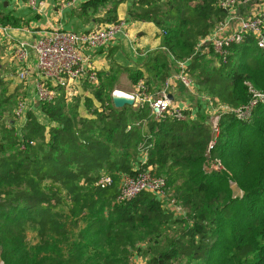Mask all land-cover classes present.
<instances>
[{"label": "trees", "instance_id": "16d2710c", "mask_svg": "<svg viewBox=\"0 0 264 264\" xmlns=\"http://www.w3.org/2000/svg\"><path fill=\"white\" fill-rule=\"evenodd\" d=\"M124 1L129 3L127 20L154 23L160 43L139 64L113 61L107 70L96 71L97 81L84 78L92 94L83 100L89 115L79 112L80 94L68 99L58 89L53 99L37 102L48 125L27 105L18 125L17 104L12 106L19 92L6 94V81L0 78V259L3 264H85L80 259L84 248L97 251L105 240L113 249L126 250L142 238L147 246L135 248L144 264H229L232 259L264 264V213H245L264 197V101L253 107L249 119L234 113L251 98V88L264 91V48L251 35L238 42L239 56L238 43L229 46L225 58L209 44L200 45L228 15L218 0H86L77 12L83 17L106 7L95 20L112 23L119 21L117 7ZM205 47L219 59L210 69L203 65ZM175 60L187 61L193 82L190 70L207 95L205 101L188 92L192 117H156L147 100L119 107L112 103L120 74L132 83L143 79L147 93L160 88L159 93L177 68ZM211 102L225 106L216 112V137L206 111ZM243 130L248 131L246 142ZM142 150L144 161L138 156ZM216 159L225 168H214ZM148 165L164 175L168 191L182 206L180 215L151 191L116 199L122 173ZM102 174L112 177L109 185L95 183ZM230 179L242 196L232 195ZM238 203L242 209H236ZM80 217L88 226H67ZM27 224L36 228L44 249L50 236L69 247L29 254ZM71 236L77 240L68 243Z\"/></svg>", "mask_w": 264, "mask_h": 264}, {"label": "built area", "instance_id": "2783aa9c", "mask_svg": "<svg viewBox=\"0 0 264 264\" xmlns=\"http://www.w3.org/2000/svg\"><path fill=\"white\" fill-rule=\"evenodd\" d=\"M33 8L39 7L41 0H25ZM80 0H68V4L73 5ZM220 6L228 9V15L223 23L205 36L200 45L209 44L211 48L221 57L225 58L229 46L232 43L240 42L244 36L251 35L255 44L264 48V8L249 9L250 0H218ZM242 4L243 11H237ZM234 18L236 25L232 31H228V21ZM4 28V27H2ZM125 23L122 20L106 24L102 27L70 30L62 27H52L43 30L42 33L33 41L17 40L13 46V56L18 62L27 59L30 52L35 57V63L38 70V78L35 83L34 93L37 100L48 101L54 98L58 93V88L66 86L71 80L88 77L92 81H97L96 70L90 67V57L85 52L86 48H98L107 45L113 41L119 33H125ZM179 69L172 72L164 79V86L155 97H150L145 91L143 79H139L131 93L124 92L123 95L133 96L134 102L147 100L151 113L156 117H161L165 113L174 115L178 119H187L192 117L193 110L188 109V104H179L172 101L170 88L174 82H179L182 86L192 89L194 82L189 72L186 70L187 61L177 60ZM20 78L26 75L25 69L18 72ZM47 80H51L56 86H48ZM118 89H113L117 93ZM122 91V90H121ZM252 96L247 103L237 111H249L258 102L264 101V91L251 88ZM206 101V96L202 97ZM220 108L225 106L218 105ZM26 107L25 100L19 101L15 107V114L20 117ZM187 109V110H186ZM216 116L212 120V127L215 133H218V124ZM213 140L210 142V146ZM144 158L146 153L142 150ZM216 162V160H215ZM214 162V163H215ZM217 164V163H216ZM112 182L109 174H102L95 181L100 186H107ZM141 191H151L164 206H172L175 212H183L181 204L171 195L166 186L164 175L157 174L151 166L139 167L133 173H122L118 185L117 200L124 201L133 198Z\"/></svg>", "mask_w": 264, "mask_h": 264}, {"label": "crops", "instance_id": "0c3cea01", "mask_svg": "<svg viewBox=\"0 0 264 264\" xmlns=\"http://www.w3.org/2000/svg\"><path fill=\"white\" fill-rule=\"evenodd\" d=\"M84 1L86 0H80L70 5L68 0H41L39 7L33 8L25 0H0V78L6 81V94L17 91L23 95L31 96L32 101L36 102L34 87L38 78V70L35 57L30 52L25 61L18 62L13 56V46L17 40L31 42L43 30L52 27L84 30L95 29L109 24L108 22L95 20L96 16L104 14L106 7H102L94 13L89 11L85 16L80 17L77 8ZM128 4V1H124L117 7L118 20L124 21L126 32L117 34L114 40L105 47L85 49V52L90 57L89 65L96 71L107 70L113 61L122 65L139 64L150 50L159 46L160 38L156 36L158 27L150 21L127 20ZM259 7L260 4L255 2V0L249 5L251 10H257ZM242 8L244 7L242 6ZM242 8L238 7L237 11H243ZM132 31L140 39L137 40L136 44L139 45L137 47L133 46L130 38ZM109 53H111V57L110 55L108 56ZM174 62L176 65L177 61L175 60ZM12 69H14L16 74L12 73ZM20 69H25L26 75L24 78H20L18 75ZM119 76L120 78L125 76L128 80L127 75L124 73ZM84 78L71 80L66 86L58 89L60 91L63 90L68 99L77 93L89 94L92 97L90 91L84 88ZM51 84L53 86L54 83L52 82ZM172 88L174 87L170 88L172 101L181 105L185 104L184 102L186 101L175 99L177 92H174L175 90ZM133 89L132 85V88L127 91L132 92ZM59 90L57 91L58 93L60 92ZM82 102L83 100L81 99ZM94 102L98 104L95 99ZM18 118L16 119V124L21 125L25 118L23 115ZM140 158H144V155L142 154Z\"/></svg>", "mask_w": 264, "mask_h": 264}, {"label": "rangeland", "instance_id": "374dc122", "mask_svg": "<svg viewBox=\"0 0 264 264\" xmlns=\"http://www.w3.org/2000/svg\"><path fill=\"white\" fill-rule=\"evenodd\" d=\"M250 1H251V3H249V5L252 4L254 0H250ZM255 2L260 4L259 10L264 8V0H255ZM249 5H247V7ZM239 6H240V8H242V4L241 3H240ZM235 25H236V20L234 18L230 19L228 21L227 30L228 31H232L234 29ZM130 38H131V41H132V44H133L134 47L139 46L136 43H137V40H140V39H139V37H137V35L133 31H132V34H131ZM241 47L242 46H240L239 43L235 47V49L239 48L237 56H239ZM205 49H206V47H205ZM206 51H207L206 52L207 54H206V57L203 59V62H204L203 65H204L205 68L210 69L211 66L218 64V60L219 59H218V56H216V54L212 50H210L209 48H207ZM257 55H259V53ZM173 65H174L175 68L177 67L176 70L173 71V72H176L179 69V65H178V63H176V65H175V62H174ZM190 72L193 73V77H194V87L192 88V92L190 90H188V91L185 90L184 87L182 85H180L179 82H174V84H173L174 88H172V89L175 90L174 92H177V94L175 96L176 97L175 99L176 100H180V101L184 100V101H186V102H184L185 104H188V99L192 100L191 95L189 93H191V94L194 93V95H197L198 97L199 96L202 97L203 95H206V92L201 90L202 88L199 86L198 82H196L197 81L196 80V73H195L196 71H193V70L191 71L190 70ZM12 73L16 74L14 69H12ZM132 85L134 87L135 83L132 84V82L129 79L127 80L125 78V76H123L121 78L119 76L118 79H116V81H115L114 89L116 88V89H119V91L122 90L124 92L131 93V91H127V90L131 89ZM175 85H177L176 88H175ZM159 89L160 88L154 89L153 91H150L148 93V95L150 97H155L156 95H158L157 93H158ZM77 94H79V93H77ZM77 94H75L74 96H76ZM86 95H89V94L81 93L80 94L81 99L84 100ZM21 99L25 100L27 108L30 107L31 110L36 114L37 118L41 122H43L44 124L48 125V119L46 118V116L41 111L39 103H37L38 100L36 99V102H33L31 96H27L26 94L23 95L21 93H18L16 95V97L14 98V102L15 103L13 104L12 108ZM206 101H207V99H206ZM208 103H209V101H208ZM219 110H220L219 106L214 104V103H212V102L209 105L206 106V111H207V114H208L209 119H210L211 122L216 116H218L216 112H218ZM252 111H253V107H251L250 110L247 111V112L246 111H237L235 114H236V116L239 119L244 120V119L251 118ZM79 112L82 115L89 114L88 110L86 109V106L84 105V102L80 103ZM16 119H19V118L17 117ZM142 129L146 130V125L145 124H143ZM243 134H244V138H246V140L244 142H246L249 139L248 131L247 130H243ZM216 136H217V133H215V137ZM236 137H239V136H236ZM214 141H215V138H213V142ZM142 154L143 153L140 152V154L138 156L140 157ZM212 166L214 168H225L224 164H222V162L219 159H216L215 163L213 161L212 162ZM229 182H230V186H231V190H232L231 191L232 195L233 196H238V197L242 196L243 190L236 184V182L232 181L231 179L229 180ZM118 185H119V183L117 184V186ZM262 198H263L262 199V204H259V205L253 204L250 207H246L245 213L249 214V215H251L253 213H262V211L264 213V197H262ZM242 205H244V204L238 203L236 205V209L237 210L242 209L243 208ZM167 208L169 210H171V212L173 214L174 213L176 215H180L181 214V212L173 211V207L172 206H167ZM27 226H29L28 230H27V236H26L28 248L30 249L29 250V254L38 255L39 252H40V254H44V252H46V253H50L51 252L52 253L54 251H57L58 249L62 250L63 248L66 249V248L69 247L68 244H66V241L58 240L57 238H54L53 236H50V237H48V239L50 240V245H49V247L44 249V247L41 246V242H40V240H39V238H38V236L36 234V228H34L33 225H31V224H27ZM67 226H77L78 227V226H88V224H87V221L84 218L80 217L75 224L69 223ZM76 240H77L76 237L71 236L70 237V241L68 243L74 242ZM100 245L102 247H100L99 250H97V251L96 250L92 251L91 248H88L89 251H90L89 252L87 250V248H84V251L83 252L81 251L82 253L80 255L81 261L85 262V264H111V263H109L111 258H113L114 256H117L120 260L116 259L114 261V264H123V263H126V264H144L145 263V258L143 257L142 254H140V252H137V249L135 247H136V245H139L141 247L147 246V240L146 239H142L141 238L137 242H135L134 244H129V246L126 248V250H128V251L113 249L110 246L109 241L107 243V241H105V240H103V244L100 243ZM32 250H35V251H32ZM113 252H115V253L113 254ZM126 252H128V257H127V259H124L123 256L126 254ZM106 260H108V263H106ZM0 264H3L1 259H0ZM174 264H185V261L181 260V261H179L177 263H174ZM229 264H242V262L238 263L235 259H232L229 262Z\"/></svg>", "mask_w": 264, "mask_h": 264}, {"label": "water", "instance_id": "95a60500", "mask_svg": "<svg viewBox=\"0 0 264 264\" xmlns=\"http://www.w3.org/2000/svg\"><path fill=\"white\" fill-rule=\"evenodd\" d=\"M111 100H112V103L115 106H117V107L122 106L124 104H132V103H134L133 96H126V95H123V94H115V93H113L111 95Z\"/></svg>", "mask_w": 264, "mask_h": 264}, {"label": "bare ground", "instance_id": "6f19581e", "mask_svg": "<svg viewBox=\"0 0 264 264\" xmlns=\"http://www.w3.org/2000/svg\"><path fill=\"white\" fill-rule=\"evenodd\" d=\"M117 93L116 94H123L124 92L123 91H116Z\"/></svg>", "mask_w": 264, "mask_h": 264}]
</instances>
